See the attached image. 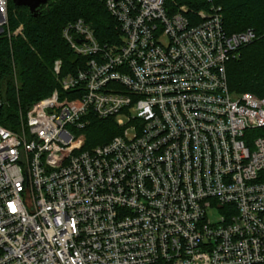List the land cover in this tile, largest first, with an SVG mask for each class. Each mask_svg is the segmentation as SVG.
Instances as JSON below:
<instances>
[{"label":"built area","instance_id":"built-area-1","mask_svg":"<svg viewBox=\"0 0 264 264\" xmlns=\"http://www.w3.org/2000/svg\"><path fill=\"white\" fill-rule=\"evenodd\" d=\"M100 1L118 41L69 21L84 65L55 60L53 91L0 122V264H264V96L227 71L263 34L229 33L215 5L195 22L168 0ZM10 106L0 84V118ZM93 116L121 132L84 148Z\"/></svg>","mask_w":264,"mask_h":264},{"label":"trees","instance_id":"trees-1","mask_svg":"<svg viewBox=\"0 0 264 264\" xmlns=\"http://www.w3.org/2000/svg\"><path fill=\"white\" fill-rule=\"evenodd\" d=\"M185 4L191 20L198 21V11L221 7L224 26L229 33L254 28L263 36L243 48L241 56L227 64L230 90L239 94L250 92L264 96V0H168ZM84 18L102 43L118 41L117 22L100 0H53L35 18L26 6L11 8L12 29L24 25L25 38L17 36L10 42L0 39V84L11 100L0 122L12 126L18 116L19 101L24 106L49 95L55 87L54 62L62 59V74L76 72L86 59L77 55L63 37L69 21ZM84 148L105 144L121 132L114 118L92 117L84 130ZM264 134V128L257 130Z\"/></svg>","mask_w":264,"mask_h":264},{"label":"water","instance_id":"water-1","mask_svg":"<svg viewBox=\"0 0 264 264\" xmlns=\"http://www.w3.org/2000/svg\"><path fill=\"white\" fill-rule=\"evenodd\" d=\"M16 6H26L29 8L33 17L38 18L42 14L44 6L49 0H13Z\"/></svg>","mask_w":264,"mask_h":264},{"label":"rangeland","instance_id":"rangeland-1","mask_svg":"<svg viewBox=\"0 0 264 264\" xmlns=\"http://www.w3.org/2000/svg\"><path fill=\"white\" fill-rule=\"evenodd\" d=\"M51 1L53 2V0H50V1H49V4H50ZM49 4H48V5H49ZM48 5H47V6H48ZM13 6H15V4H14L13 0H11V2H10V15H11V8H12ZM84 133H85V132H84ZM255 134H256V135H264V134H259L257 131H256Z\"/></svg>","mask_w":264,"mask_h":264}]
</instances>
